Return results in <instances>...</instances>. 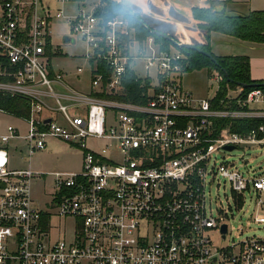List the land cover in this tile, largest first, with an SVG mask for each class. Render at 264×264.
Segmentation results:
<instances>
[{"label":"built area","instance_id":"2783aa9c","mask_svg":"<svg viewBox=\"0 0 264 264\" xmlns=\"http://www.w3.org/2000/svg\"><path fill=\"white\" fill-rule=\"evenodd\" d=\"M53 18H63L86 44L89 94L52 70ZM0 59L8 63L0 76L12 79L0 82V92L26 98L30 110L22 119L25 135L12 126L0 134V264H264V240L215 245L213 236L225 242L229 227L207 192L210 183L224 179L235 207L249 199L250 219L264 224V165L253 169L244 157L240 165L216 159L243 146L264 147L261 89L243 97L240 88L228 90L225 101L235 107L214 108V97L196 99L182 87L188 63L181 51H161L152 35L136 40L123 17L103 22L80 12L68 18L60 10L52 14L42 0H0ZM137 62L151 81L144 105L121 99L126 70L136 74ZM99 63L109 70L106 80ZM211 76L218 90L221 76ZM216 119L259 123L238 133L229 125L217 131ZM48 137L78 148L82 162L78 172L50 174L54 203L45 212L32 201V179L41 174L9 169L5 147L23 139L29 158L46 148ZM52 215L72 220L70 238L53 237Z\"/></svg>","mask_w":264,"mask_h":264},{"label":"rangeland","instance_id":"374dc122","mask_svg":"<svg viewBox=\"0 0 264 264\" xmlns=\"http://www.w3.org/2000/svg\"><path fill=\"white\" fill-rule=\"evenodd\" d=\"M118 1V0H115ZM50 2L51 13H55L57 10L62 11L63 15L68 18L74 17L80 10L86 13L93 14L98 6L101 5L100 0H70L65 4ZM230 3V2H229ZM264 6V0H247V6L253 8L252 11H264L260 10L261 6ZM227 14H231L229 10H226ZM233 15V14H232ZM55 19V18H54ZM53 45L61 46L63 37L70 33L69 25L63 18L53 22ZM194 36H199L206 43L207 33L195 26L193 32ZM72 36V35H71ZM73 39L75 37L72 36ZM76 44L70 46H62L56 58L50 61L51 67L54 72L63 71L67 73L66 80L73 84L76 88L83 91L88 89L89 79L88 70L80 57L84 51V44L80 39L76 37ZM209 51L212 55L217 57L224 56H246L255 60L253 69L254 75H260L264 71V50H258L257 46H247L238 44L233 38L211 32L209 34ZM170 50H175L170 46ZM60 54H62L60 56ZM259 56V57H257ZM83 68L81 75V82L75 79L76 68ZM134 70L141 80L146 79V72L143 70L142 63L137 62ZM152 75V72H149ZM259 80V79H258ZM182 87L188 90L194 98L198 99H212L217 90V83L214 82L211 76V71L203 68L199 70H189L182 75ZM53 89L56 91V87L53 85ZM49 101L51 104H56L54 99ZM252 107H258L259 105H251ZM56 107V106H54ZM57 117H60L57 114ZM61 123L64 124L63 119ZM21 124L16 117L0 112V134L5 133V129L10 125ZM25 133V125L21 128V134ZM12 144V145H11ZM9 144V165L15 169H30L35 173L41 175L34 176L32 179V201L33 204L42 211H49L52 208L55 185L54 177L50 175L55 172H73L79 170L81 166V153L77 149H71L68 145L53 137L45 139L46 148L42 151L34 152L29 158L27 156V147L25 141L19 140L15 143ZM92 142L88 141L87 145L91 146ZM99 145H105V141L98 142ZM229 156V160L225 157ZM244 157L249 161V166L256 169L260 164L264 165V147H240L237 150L222 155L217 154L216 159L218 161H233L237 165H240L241 158ZM230 185L224 179L218 178L214 182L207 186V192H209L212 199V208L218 215L226 216V223L229 227V235L225 242H221L217 235L213 236L215 245L218 247L225 246L227 243H237L244 239L256 238L264 240V224H254L250 219V214L254 210V203H251L249 199L241 208H236L232 195L230 192ZM262 203H264V193L260 195ZM50 224L53 231V237L56 239L70 238L72 233V220L64 221L57 216L52 215Z\"/></svg>","mask_w":264,"mask_h":264},{"label":"trees","instance_id":"16d2710c","mask_svg":"<svg viewBox=\"0 0 264 264\" xmlns=\"http://www.w3.org/2000/svg\"><path fill=\"white\" fill-rule=\"evenodd\" d=\"M70 1V0H69ZM79 1V0H78ZM101 5L97 7L93 15L99 20L106 22L114 17H123L128 21L129 27L133 30V37L138 41H143L146 37L152 35L155 43L159 46L161 51L170 50V46L174 47L170 42L149 32L148 27L138 14L135 17L142 22L137 23L127 13H125L118 2L115 0H100ZM230 0L220 2L219 0H208L207 7L193 8L191 10L192 18L196 22L199 29L204 30L206 35V43L204 45H197L199 48L209 51V34L211 32L221 33L243 42L264 44V11H249L244 15H230L226 13V5ZM218 4H223L224 8L219 13L213 12V7ZM125 6V5H124ZM153 30V29H151ZM155 31V30H153ZM50 43L46 44L45 50L49 54ZM187 56L189 70H199L206 68L208 71H217L221 76L218 90L212 99V105L217 109H233V104L228 105L225 97L228 90L241 89V96L243 97L248 91L254 88L241 87V84L259 85V89L264 92V80H252L250 77L249 58L246 56H224L217 57L212 55L214 62L211 59L198 54L194 51L178 49ZM55 53L54 56H57ZM50 56V55H49ZM51 57V56H50ZM8 67L7 60L0 59V70ZM99 73H102L104 80L109 76V70L104 64L97 65ZM16 67L12 68L15 70ZM224 71V72H223ZM12 79L9 77H1L0 82H8ZM230 80V81H229ZM105 82V81H104ZM151 81L149 79L141 80L131 69H127L122 80V87L124 96L121 98L125 102L137 105H144L148 101L147 92ZM230 106V107H229ZM28 100L19 95H10L8 93L0 92V112L14 116L19 119H27L29 117ZM257 121L249 120H230V119H216L214 125L217 131L225 126H230L232 132H246L250 127L257 125Z\"/></svg>","mask_w":264,"mask_h":264},{"label":"crops","instance_id":"0c3cea01","mask_svg":"<svg viewBox=\"0 0 264 264\" xmlns=\"http://www.w3.org/2000/svg\"><path fill=\"white\" fill-rule=\"evenodd\" d=\"M51 2H54L53 0H49ZM122 3L133 13V14H138L139 17L144 21V23L150 27L151 29L164 33L176 41L180 43H186V44H193V45H204L205 42L202 40L201 37L199 36H194L193 32L195 30L196 22L192 18L191 10L193 8H203L207 7V1L208 0H121ZM69 2V0H65L64 2H55V3H61L65 4ZM42 6L46 7L48 6L49 9L51 10L50 2H46V0H42ZM260 10H263L264 6L262 5ZM226 10H229L231 12L230 15H244L248 13L249 11H252L253 8L247 6V0H230V3L226 5ZM58 11V10H57ZM259 11V10H258ZM83 12L85 14H91V13H86L83 10H80L78 13ZM58 19H52L50 22L49 26V36H50V42L52 45V52L59 53L60 48L62 46H70V45H75L76 44V37L75 39L72 38L71 36V31L69 34L65 35L68 36L69 40L67 43H64V37L62 41L61 46H56L53 45L52 42V37H53V22L57 21ZM66 22V21H65ZM70 30V27H69ZM217 33V32H215ZM221 34V33H219ZM224 35V34H222ZM227 36V35H225ZM74 37V36H73ZM230 37V36H228ZM233 38V37H231ZM238 44L242 45H247V46H257L258 50H264V44L260 43H251V42H243L240 41L236 38H233ZM81 41V40H80ZM81 43L84 44V51L81 53L80 57L82 61L84 62L87 70H88V79H89V86L88 89L83 91L79 88H76L73 84H70L67 80V73L63 71H58L54 73H58L62 75L63 82L69 85L71 88L75 89L76 91H79L80 93L83 94H89L90 90V65L87 63L83 55L86 52V44L81 41ZM62 54H60L61 56ZM57 56L53 57L56 58ZM259 57V56H257ZM255 60L253 58H249V64H250V74H251V68L253 69ZM80 68L81 72L78 73L77 69ZM53 70V69H52ZM83 73V68L82 67H77L76 68V74L75 79L78 81V83L81 82V75ZM252 80H264V71L260 73V75H254L252 73V76L250 75ZM61 90V89H59ZM198 99V98H196ZM18 121H20L21 124H16V125H10L14 128L17 129L20 135H25L27 131V125L26 122L22 119L16 118ZM23 124L25 125V133L21 134V128L23 127ZM6 130V129H5ZM23 139H12L9 141V143L6 145L5 149L8 152V168L11 170H20V169H15L13 166L9 165V156H10V151H9V144L15 143L16 141H19ZM12 145V144H11ZM68 145V144H67ZM26 146V144H25ZM69 148L71 149H77L76 147H71L68 145ZM80 151V150H79ZM81 153V162H82V152ZM28 156V155H27ZM81 169V166L79 170ZM79 170L73 171V172H78Z\"/></svg>","mask_w":264,"mask_h":264},{"label":"water","instance_id":"95a60500","mask_svg":"<svg viewBox=\"0 0 264 264\" xmlns=\"http://www.w3.org/2000/svg\"><path fill=\"white\" fill-rule=\"evenodd\" d=\"M220 2H225L226 0H219ZM119 6L121 7V9L127 13L131 18H133L137 23H140L142 24V22L140 20H138L135 15L126 7L124 6V4L122 3L121 0H118L117 1ZM224 8V5L223 4H218V5H215L213 7V12L214 13H219L223 10ZM144 27H146L144 24H142ZM147 28V27H146ZM147 30L151 33H153L154 35L170 42L174 47L178 48V49H184V50H189V51H194L198 54H201L209 59H211V61H215L214 58L211 56L210 53L206 52L205 50L199 48L197 45H193V44H186V43H180L178 41H176L175 39H173L172 37L164 34V33H161V32H158V31H153L149 28H147ZM69 40L68 36H65L64 37V43H67ZM224 72V71H223ZM230 81V80H229ZM264 85V84H263ZM241 87H248V88H257L259 87V85L257 84H254V85H246V84H241L240 85ZM227 150H232L233 148L232 147H226ZM221 232L223 235L226 234V225H223L221 227ZM224 239V236L222 237Z\"/></svg>","mask_w":264,"mask_h":264}]
</instances>
